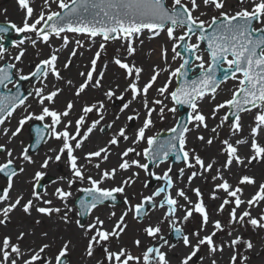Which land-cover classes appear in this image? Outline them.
Wrapping results in <instances>:
<instances>
[{"label": "snow or ice", "instance_id": "snow-or-ice-1", "mask_svg": "<svg viewBox=\"0 0 264 264\" xmlns=\"http://www.w3.org/2000/svg\"><path fill=\"white\" fill-rule=\"evenodd\" d=\"M17 3L25 13L22 26L9 27L25 35L12 40L18 50L12 56L0 43V90H7L0 91V126L18 109L23 113L14 129L0 128V174L6 177V186L0 187V226L7 228L17 212L31 218L32 225L21 224L14 234L0 235V264H71L69 257L77 247L71 237L61 236L57 242L41 231L37 243L36 227L43 224L42 218L62 223L65 230L75 225L82 242L79 264H220L222 259L225 264H249L247 253L254 243L241 229L264 231V179L251 174L254 164H264V0H237L238 7L228 0H171L170 6L167 0H42L38 13L32 0ZM53 4L59 11L52 10ZM211 9V19L202 18ZM9 27L0 26V41ZM145 32L149 39L166 33L165 44L172 42L171 60L180 63L173 68L168 48L161 47L163 66L154 65L141 84L144 69L134 57L136 41L143 45L140 37ZM68 33L85 36L92 44L96 38L101 41L85 70L77 72L78 81L63 73L71 70L75 57L83 56L80 50L86 43ZM52 38L61 41L59 47L52 45ZM113 41H120L124 49L110 60L122 70V91L119 85L105 86L108 63L98 70V61ZM26 43L50 49L27 73L19 66ZM66 49L69 54L58 66ZM162 73H167L166 80L156 87ZM229 79L236 82L230 98L215 103L206 115L201 103L206 98L216 101L221 84ZM33 81L38 86L25 93L21 82ZM153 88L157 95L150 99ZM65 89L70 96L58 107ZM89 90L99 96L89 98ZM29 98L37 111L31 110ZM183 106L189 109L186 117L177 119L166 137L148 134L155 126L154 116L163 121L166 112L176 114ZM221 110L227 111L219 115ZM253 111L254 123L241 138V114ZM209 118L219 123L210 127ZM31 121L41 123L34 130L35 141H21L17 151L11 145ZM225 126L228 134L221 138ZM93 137L92 147H86ZM42 144L50 146L37 160L31 152ZM214 145L215 154L206 155ZM112 156L117 162L108 166ZM60 163L67 174L45 185L50 167ZM177 163L182 166L175 168ZM25 175L29 187L13 196L17 178ZM137 182L141 190L129 193ZM77 184L81 186L74 188ZM209 184L208 199L220 201L218 205L205 202L202 185ZM247 187L254 192L246 196ZM118 198L123 205L119 215L115 210L97 214L101 207L114 209ZM210 207H215L217 217L227 210V218H213ZM254 209H259L255 216ZM129 216L139 225L131 247L123 243ZM193 220L195 228L190 226ZM30 237L32 242L25 245Z\"/></svg>", "mask_w": 264, "mask_h": 264}, {"label": "rangeland", "instance_id": "rangeland-1", "mask_svg": "<svg viewBox=\"0 0 264 264\" xmlns=\"http://www.w3.org/2000/svg\"><path fill=\"white\" fill-rule=\"evenodd\" d=\"M167 2L169 3V6L171 4V0H167ZM228 4H235L237 5V3L235 2V0H228ZM32 6L36 9V12L38 13L42 7V0H32ZM238 7V6H237ZM52 10L53 11H59V9L57 8V6L55 4L52 5ZM208 12V15H206L205 17H202L204 19H211V16L213 14H215V9H211V10H206ZM198 14V13H197ZM24 11L21 10L19 8V5L17 3V0H0V23H15L18 26H22V22H23V18H24ZM180 34V30H177V35ZM25 35V34H22ZM72 38H79L81 40H84L86 43V47L84 49H81L80 51L83 52V56H77L73 59V63H72V68L73 70L75 69L77 72L79 70H85L84 69V65L88 64L89 62V58L94 54V52L97 50L99 43L101 42L99 38H96L95 44H92L91 41L88 40L87 37L85 36H74V34H67ZM149 33L145 32L143 34V36L140 37V39H143L144 43L143 45H140L139 40L136 41L137 44V54L134 57L136 63H137V59H138V54L140 52V50H142L144 47H146L147 45H150L151 43H153L154 41H157V39H162V42L164 43V46H166L168 48V59H169V63L172 65L173 68L178 67L179 66V59H177L176 61H172L171 57H172V52H171V43L170 41H168L166 44L165 42L167 41V37H166V33H162L159 37H154L152 39H149ZM195 42V38H193V41ZM51 43L54 47H59L61 44V41L56 40L55 38H52ZM121 42L120 41H113V42H108L107 44V51L105 53L102 54V58L100 61H98V70L103 68V65L105 63H108V69H107V73L105 76V86H108L109 84H111V86L113 88H116L117 85L120 86V90L122 91L123 88L126 86V82L123 78L122 75V70L118 69L117 66H115L114 64L110 63V60L113 56L118 55V54H124V49L120 46ZM74 46V45H73ZM22 47H24L26 49L25 55L22 58V63L19 65L20 67H22L24 69V72L27 73L30 69L33 68L34 64L36 62H38V59H42L45 58L49 53H50V49L43 44L38 45V48H32L30 44H25ZM202 50L204 49L203 45L201 46ZM120 49V52L117 53V49ZM17 49L16 48H8L7 49V54L9 56L15 55L17 53ZM37 52L40 53L39 56H37ZM69 54V50H63L62 54L60 56V62L58 66L62 67L63 62L65 61L66 57ZM205 55V59L207 60V54L204 53ZM138 66H142L144 69V72L142 73V78H141V84L143 82H145L151 74V68L153 66H145L143 64H140L139 62L137 63ZM163 66V65H162ZM66 77H71L74 80H79V77L74 78L73 76L70 75V73H68V71H65L63 73ZM167 77V73H162L161 76L158 78L157 81V85L160 84L162 85L163 82L166 80ZM163 79V80H162ZM51 80V77H50ZM235 81H232L231 79H229L228 81L224 82L221 84L220 89L218 90V94H217V98L216 101H211L210 98H206L204 102L201 103V109L203 110V112L207 115L210 113L211 108L214 106L215 103H219L222 102L224 99L230 98L231 95V90L233 89L234 85H235ZM159 85V86H160ZM34 86H38L36 83L31 84L30 82H27L23 85V88L25 91L31 90L32 87ZM170 87H175V80L173 81V84ZM9 89L12 88L11 85L8 86ZM66 91V89H65ZM27 103H30L32 105L31 110L32 111H37V105L35 103L34 100H32V98H29V101ZM117 104L119 103L118 101L116 102ZM166 103H168L169 107H171V101H166ZM113 110H118V109H113ZM225 111L227 110H221V113L219 115H223L225 113ZM23 113V109H18L16 113H14L13 117L10 118L9 120L6 121L5 125L0 126V128L2 127H8V128H12L14 129V127L17 124V119L19 118V116ZM254 115H255V111H253L252 113H242V123L244 125L243 131L240 134L241 138H246L248 136L249 133V125L254 123ZM180 117V113L179 111L176 114L173 113H167L165 114V119L163 121L159 120L157 117L154 116V120H155V126L152 128V130L148 133L149 135H152L156 132H167V129L171 126L174 125L175 121ZM33 122H39V121H31L28 124L25 125V128L23 130V133L15 140L14 144L11 145L12 147L16 148L17 151H19L20 147H21V141H23L24 145H28L30 142V136L28 135V127L31 123ZM209 126L212 127L215 124L219 123V120H212L211 118H209ZM135 126V124L133 125ZM228 134V128L227 126L224 127V129H222L221 131V138H224L225 136H227ZM189 140L190 142L192 141V136H189ZM4 139L2 137H0V143H3ZM57 142L55 141H51L50 145L51 146H55ZM197 148L199 149V142H195ZM50 145H46L44 144L42 146V148L40 150H38L35 154H32L33 157L37 160H40L41 157L44 155L45 150L47 149V147H49ZM144 145H141V148ZM88 147V145L86 146ZM218 145H214L211 149H209L206 153V155H214L216 152ZM118 151L120 149H117ZM3 161V155L0 154V162ZM169 163H172L171 160L169 161ZM182 166L181 164L177 163L174 165L175 168H178ZM162 167H167V165H162ZM29 172H31V166L29 167ZM67 174V170L64 167L63 163H60L59 165H53L50 167L49 171H48V177H51L53 179H55L57 176L59 175H65ZM254 174L258 180L260 179H264V164H254L252 167V173ZM127 175V174H125ZM142 178L144 179L143 173H141ZM27 180V176L25 177L24 180V184L22 188H28L29 185L27 183H25V181ZM152 187L156 186V181H150ZM201 182H198V184H200ZM50 184V183H49ZM47 184V185H49ZM2 186H6V180H3L2 178H0V187ZM81 185L77 184L74 186L75 187H80ZM86 186V185H85ZM209 186H203V191L205 193V202L208 203L209 205H218L220 203V201H210L208 199V192H209ZM19 190V189H17ZM129 193H133L131 191H129ZM145 192L147 193V190H145ZM254 192V189L251 187H247L245 189V194L246 196L248 194H251ZM76 195H80V193H77ZM222 195V194H221ZM120 200H122V198H119ZM135 202V201H134ZM110 205V204H109ZM123 205H117L114 209L110 206H106V207H101L98 210V214L101 215V211L103 212H110L112 210H115L117 212V214L119 215L121 209H122ZM210 213H212L213 218H220V219H226L227 215H228V211L226 210L222 216L217 217L215 215V207H210L209 208ZM259 209H254L253 210V215H257ZM36 214L33 213V216H35ZM43 219V224L36 227V232H37V243H39L38 237L41 231H48L50 234V237L54 236L57 239V242L59 241V238L61 236H64L65 238L71 237L74 242H77V247L76 249L71 253L69 260L71 261V264H79V261L81 259V247H82V242L80 241V237L78 234L77 229L75 228V225H70L67 227V230H65V226L62 223L59 222H54V221H49L47 220V218H42ZM21 224L23 225H32V220L31 218H27L23 215V213L21 212H17L13 215L12 218V222L10 224H8L7 228H4L2 226H0V235H3L5 233H9V234H14L15 230L17 227L21 226ZM137 225V224H136ZM139 227V225H137ZM191 227L195 228L196 226V220H193L191 222ZM165 227V226H164ZM241 231L244 233L245 238L251 239L254 243V249L247 253L250 257L249 260V264H264V231H260V230H253L250 226L245 230V229H241ZM165 232L167 233V227L165 228ZM133 237L135 235V232H133ZM169 236L171 235L170 233H167ZM132 237V238H133ZM131 239L123 241V243L129 247H131ZM33 238H28L27 240L24 241V244L27 245L29 243L32 242ZM134 252H136V249H133ZM206 252L205 250H202L200 255H204ZM101 255V251H97L96 253V258L98 259ZM227 257V251L225 252V258ZM88 264H94V261H89ZM220 264H225V260H221Z\"/></svg>", "mask_w": 264, "mask_h": 264}, {"label": "bare ground", "instance_id": "bare-ground-1", "mask_svg": "<svg viewBox=\"0 0 264 264\" xmlns=\"http://www.w3.org/2000/svg\"><path fill=\"white\" fill-rule=\"evenodd\" d=\"M164 46V43L162 42V39H157V41H154L153 43H151L150 45H147L146 47H144L142 50H140L139 52V56L137 59V63L139 62L140 64H143L145 66H154V65H163L162 60L160 59V50L161 47ZM68 73H70L71 76H73L74 78L78 77L77 75V71L71 67V70L68 71ZM163 80V79H162ZM160 84H156V87H159ZM161 86V85H160ZM157 94L155 92V88H153L152 90H150V96L149 98L151 99L152 97H155ZM70 96V93L68 92V90L66 89V91L64 92V95L61 96L60 98H58L57 100V106L60 107L62 106L64 100ZM87 96L89 98L91 97H95V96H99V93L97 92H93L92 90H89V93L87 94ZM133 107H137L136 104L133 105ZM249 134V133H248ZM96 141V137H93V141L90 142L88 144V148H91L93 143ZM261 143H264V136L261 137ZM114 151H118L117 149H114ZM242 152L244 151V149L241 150ZM117 162V157L116 156H112L110 158V162L108 166L114 165ZM25 176H20L17 178V183L15 185V190L12 192V195L15 196L16 195V190L17 189H21L23 187L24 184V180H25ZM141 180H143L142 176H141ZM198 182H200L199 180L196 181V183L198 184ZM141 190V184L140 182H137V184L134 186V188H129V191L134 192V191H139ZM108 212H102L101 211V215L104 216L106 215ZM98 214V213H97ZM128 220V230H127V234L123 237V241L129 240L133 237V232H135V229L138 228V226L136 225V222L132 220V217L129 216L127 218ZM167 226L165 225V228Z\"/></svg>", "mask_w": 264, "mask_h": 264}, {"label": "water", "instance_id": "water-1", "mask_svg": "<svg viewBox=\"0 0 264 264\" xmlns=\"http://www.w3.org/2000/svg\"><path fill=\"white\" fill-rule=\"evenodd\" d=\"M0 26H3V27H9L8 24H0ZM13 34H14V30H12L10 27H9V31H8V33H7V34H3L4 37H5L4 45H5L6 49H7L8 47L11 46L12 36H13ZM19 38H20V36L17 37V39H19ZM204 48H206V43L204 44ZM181 51H182V50H181ZM197 71H198V70H197ZM33 82H34V81H33ZM21 83H23V82H21ZM13 90H14V89H13ZM0 91H4V90H0ZM178 110H179V112L181 113V117H180L179 119L186 117L187 112L189 111V109H187L186 106L179 107ZM38 127H41V125H37V124H35V125L32 126V130H31V132H30L31 137H32V142H31V144L34 143V141H35V131H34V130H35V128H38ZM167 135H168V133H161V136H162V137H166ZM41 146H42V145H41ZM41 146H40V147H41ZM40 147H39V148H40ZM35 152H36V150L32 151L31 153H35ZM173 161H174V158H172V162H173ZM0 176H1L3 179H6V177H4L2 174H0ZM49 181H50L49 179H45L44 184L48 183ZM82 195H83V194H82ZM107 203L110 204L111 202H107ZM121 203H122V202L119 201V200H117V202H116L117 205H120ZM171 238H172V240L175 242V238H174V237H171Z\"/></svg>", "mask_w": 264, "mask_h": 264}, {"label": "flooded vegetation", "instance_id": "flooded-vegetation-1", "mask_svg": "<svg viewBox=\"0 0 264 264\" xmlns=\"http://www.w3.org/2000/svg\"><path fill=\"white\" fill-rule=\"evenodd\" d=\"M235 2L237 3V0H235ZM231 6L237 7L238 5L235 4H230Z\"/></svg>", "mask_w": 264, "mask_h": 264}]
</instances>
